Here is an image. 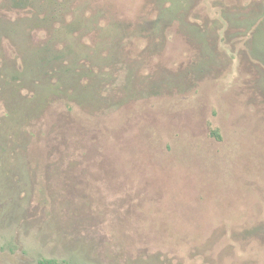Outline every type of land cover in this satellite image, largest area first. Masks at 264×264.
<instances>
[{"label": "rangeland", "instance_id": "1", "mask_svg": "<svg viewBox=\"0 0 264 264\" xmlns=\"http://www.w3.org/2000/svg\"><path fill=\"white\" fill-rule=\"evenodd\" d=\"M31 1L0 0V118L57 56L29 129L63 125L41 189L0 171V264H264V0Z\"/></svg>", "mask_w": 264, "mask_h": 264}, {"label": "trees", "instance_id": "2", "mask_svg": "<svg viewBox=\"0 0 264 264\" xmlns=\"http://www.w3.org/2000/svg\"><path fill=\"white\" fill-rule=\"evenodd\" d=\"M16 5L20 7H26L31 4V0H15ZM41 57V63H35V65H26L24 69H21L20 72L16 73L21 79H18L19 87L30 88L34 87L35 92L29 95L28 100L24 105H20L16 107L17 109H8L2 117L0 118V126L5 125V133L0 134L3 141L6 143L2 148L0 147V158L4 159V165L0 168L2 173L9 178L10 175H18V173H22L23 167L28 168L35 175L37 179L36 187L37 189H41L42 183L41 175L43 174L42 160L44 156L47 157L48 154L45 153V150L40 146L39 150H33L31 148V144L35 145V141L50 140V134L52 129L58 126H62V122L60 119H56V117L47 124V129H29V122L34 119H38L44 109L49 108L52 104L53 100L59 98L60 96H65L66 94L64 90L61 88L66 87L65 81L67 80V76L64 71L63 77L61 76L59 81L56 84L47 83L48 81L44 78L47 73L49 67H53V65H59L54 61L58 60V57L54 58V61H48ZM43 80L42 82L46 83L45 85L38 84L39 80ZM17 80V79H15ZM41 82V81H40ZM6 86L10 89V92L13 93V89L16 85L11 82H7ZM68 88V87H67ZM49 98H53L52 101ZM21 102L23 97L18 98ZM49 104V105H48ZM66 106V105H65ZM26 113L25 115L23 114ZM29 113V114H28ZM33 118V119H32ZM40 128V127H39ZM45 131V132H44ZM213 136L216 138H220L216 131L211 132ZM1 161V160H0ZM18 169V170H17ZM4 170V171H3ZM17 171V172H16ZM34 177V178H35ZM35 187V188H36ZM256 229V228H255ZM253 229L252 231H254ZM258 230V229H256ZM255 230V231H256ZM166 264H172L170 261H166Z\"/></svg>", "mask_w": 264, "mask_h": 264}]
</instances>
